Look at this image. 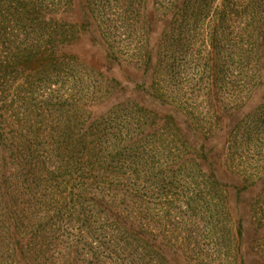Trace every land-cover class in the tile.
Instances as JSON below:
<instances>
[{
  "label": "rangeland",
  "instance_id": "374dc122",
  "mask_svg": "<svg viewBox=\"0 0 264 264\" xmlns=\"http://www.w3.org/2000/svg\"><path fill=\"white\" fill-rule=\"evenodd\" d=\"M166 1L71 0L20 30L51 27L64 58L24 54L0 78V264L24 236L49 262L120 261L113 213L169 244L221 231L216 264H264V0L218 26L168 22Z\"/></svg>",
  "mask_w": 264,
  "mask_h": 264
},
{
  "label": "trees",
  "instance_id": "16d2710c",
  "mask_svg": "<svg viewBox=\"0 0 264 264\" xmlns=\"http://www.w3.org/2000/svg\"><path fill=\"white\" fill-rule=\"evenodd\" d=\"M215 1L167 0L162 13L164 19L168 22H180L182 24L184 22H197L199 19L208 18L211 23L218 26V24H223L224 21L233 22L235 17H238L240 12L243 11V8H241V2L243 0H219L217 4L214 3ZM58 3L64 7L65 11L70 6L71 0H0V78L4 75L8 63L14 62V65H16L19 57L24 54L31 55L32 52L42 53L50 61H54L55 64L63 60L64 57L62 59L60 58L64 54L57 46L55 36L52 35L51 27H48L46 36L39 40H32L31 42L25 41L23 40L24 38L20 37V30L25 29L24 27L26 25L36 26L39 29L40 26L44 27L51 22L62 20L57 18V15L60 14L54 9ZM4 5V9L1 8ZM235 28L234 22L232 26L233 31ZM71 37L75 39L76 36L72 33ZM212 38L211 41H214ZM210 43L212 44V42ZM103 49L109 57H112L115 52L114 49L111 50L107 40L103 43ZM142 62L147 63L148 57L144 58ZM5 82V79H0V95ZM2 139V133L0 132V144L4 146L1 143ZM4 151L8 152L10 150L1 147L0 157H2ZM107 209L113 213L109 206ZM102 211H105L104 208H102ZM112 215L115 216L112 218V221H115V225L112 222H108V224L116 230L118 241L125 242L129 246L124 244L123 246H119L123 251L121 260H113L111 264H175V261H182L184 264H216L214 262L215 257L221 254L220 249L223 245L221 244V231L211 233L213 236H217L218 239L212 244L202 245L198 242L197 237L199 234L197 231L185 232L179 237V242L169 244V242H164V231L160 233L157 230L146 227L139 229L137 225L132 224V222L134 223L132 220L134 215L128 214L125 216L118 213H113ZM122 218L126 219L122 220ZM122 221H128L129 223L123 226L121 225ZM235 230L236 237L239 238L241 234L240 223L236 225ZM83 233L85 234L86 231L84 230ZM24 237H22L24 241L18 242V246L15 244H11L10 246V248L15 247L11 252L16 264L90 263L85 258H81L78 263V260L69 252L75 251V247L68 249L69 251L67 253L59 255L49 262L43 255L37 254L38 251L41 252V246L39 245L37 249L34 248L29 243L28 236ZM191 237L192 239H190ZM233 244L237 245L234 240ZM145 253H148V256Z\"/></svg>",
  "mask_w": 264,
  "mask_h": 264
}]
</instances>
